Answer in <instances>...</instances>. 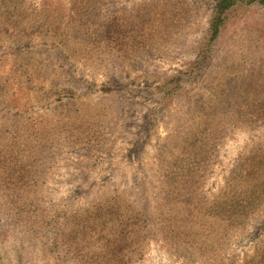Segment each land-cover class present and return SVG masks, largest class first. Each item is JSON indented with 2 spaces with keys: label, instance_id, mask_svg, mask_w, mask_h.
I'll use <instances>...</instances> for the list:
<instances>
[{
  "label": "rangeland",
  "instance_id": "rangeland-1",
  "mask_svg": "<svg viewBox=\"0 0 264 264\" xmlns=\"http://www.w3.org/2000/svg\"><path fill=\"white\" fill-rule=\"evenodd\" d=\"M0 0V264H264V7Z\"/></svg>",
  "mask_w": 264,
  "mask_h": 264
},
{
  "label": "trees",
  "instance_id": "trees-1",
  "mask_svg": "<svg viewBox=\"0 0 264 264\" xmlns=\"http://www.w3.org/2000/svg\"><path fill=\"white\" fill-rule=\"evenodd\" d=\"M257 3L264 7V0H216L214 17L212 19V37L216 38L225 23L227 15L239 3Z\"/></svg>",
  "mask_w": 264,
  "mask_h": 264
}]
</instances>
